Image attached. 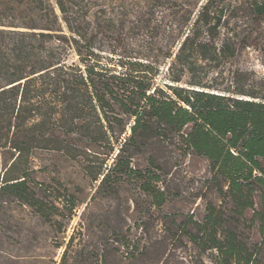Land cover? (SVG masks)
Listing matches in <instances>:
<instances>
[{"label": "rangeland", "instance_id": "1", "mask_svg": "<svg viewBox=\"0 0 264 264\" xmlns=\"http://www.w3.org/2000/svg\"><path fill=\"white\" fill-rule=\"evenodd\" d=\"M245 1L226 0L230 6L223 16L229 28L220 29L218 42L231 37L232 56L196 59L180 82L170 79L178 74L170 75L171 59L162 47L182 0H100L107 12L126 15L123 40L114 42L119 34L105 36L102 54L107 57L112 45L118 53H146V83L153 71L155 86L168 93L173 84L186 91L244 90L264 96V22L247 7L237 9ZM144 15L146 31L135 27ZM117 112L127 121L118 139H24L30 141L26 151L12 148L11 139L1 140L0 187L6 179L21 177L27 165L32 172L27 189L0 188V264H224L216 251L195 240L196 222L205 219L210 206L224 213L226 225L253 254V264H264L260 222L252 208L243 216L233 212L212 180L210 161L170 130L168 137L154 136L170 129L157 121L147 130L152 136L130 139L134 119ZM191 127L182 133L186 136ZM146 189L164 192V201ZM26 193L34 205L20 198ZM253 199L254 208L261 209V192Z\"/></svg>", "mask_w": 264, "mask_h": 264}, {"label": "trees", "instance_id": "2", "mask_svg": "<svg viewBox=\"0 0 264 264\" xmlns=\"http://www.w3.org/2000/svg\"><path fill=\"white\" fill-rule=\"evenodd\" d=\"M229 6L226 0H182L162 47L171 59L170 75L178 74L171 75L174 83L196 59L232 56L231 37L218 42L220 29L229 26L223 16ZM244 7L264 22V0H246L237 9ZM125 19L107 12L100 0H0V142L11 139L12 148L26 151L30 141L24 139H118L127 121L117 111L134 119L130 139H146L152 122L163 123L170 129L154 136L168 137L170 130L206 157L225 202L240 216L252 208L264 238V96L244 90L186 91L173 84L168 93L155 86L153 71L146 83V53H118L112 45L107 57L102 54L105 36L119 34L114 42L123 40ZM135 27L146 31L145 15L137 17ZM73 54L77 60H71ZM31 172L27 165L21 177L6 179L0 188L27 189ZM110 176L106 173L102 182ZM146 191L164 201V192ZM257 191L259 210L253 199ZM20 198L34 205L29 193ZM209 210L196 222V242L216 251L224 264H253V254L226 225L224 213L213 206Z\"/></svg>", "mask_w": 264, "mask_h": 264}]
</instances>
